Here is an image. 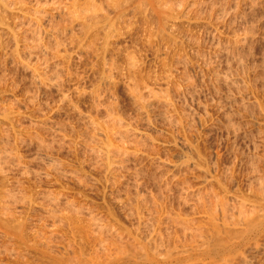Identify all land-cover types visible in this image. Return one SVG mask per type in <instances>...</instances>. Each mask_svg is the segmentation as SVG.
Instances as JSON below:
<instances>
[{"label":"rangeland","instance_id":"rangeland-1","mask_svg":"<svg viewBox=\"0 0 264 264\" xmlns=\"http://www.w3.org/2000/svg\"><path fill=\"white\" fill-rule=\"evenodd\" d=\"M0 112V264L225 238L264 211V0H0Z\"/></svg>","mask_w":264,"mask_h":264},{"label":"bare ground","instance_id":"bare-ground-1","mask_svg":"<svg viewBox=\"0 0 264 264\" xmlns=\"http://www.w3.org/2000/svg\"><path fill=\"white\" fill-rule=\"evenodd\" d=\"M133 90V89H132ZM137 91V90H136ZM136 93V92H135ZM138 93V92H137ZM154 95V94H153ZM3 106V105H2ZM0 114H1V112H0ZM113 114V113H112ZM111 115V114H110ZM118 116V115H117ZM108 119V118H107ZM111 120H114V119H111ZM119 120V119H118ZM120 120H121V118H120ZM115 122H116V120H115ZM109 125V124H108ZM124 126V125H123ZM108 127V126H107ZM120 130V129H119ZM122 130V129H121ZM117 131V130H116ZM126 132H127V130H126ZM118 133V132H117ZM122 136V135H121ZM120 136V137H121ZM97 137V136H96ZM95 137V138H96ZM98 138V137H97ZM110 138V137H109ZM123 138V137H122ZM99 140V139H98ZM101 140V139H100ZM107 140V139H106ZM5 141V140H4ZM109 141V140H108ZM113 143H111V144H107V145H105L106 147H107V150L109 149V147H112L113 145H112ZM100 145H103V144H100ZM114 145H116V144H114ZM94 146V145H93ZM104 146V147H105ZM117 146V145H116ZM176 146V145H175ZM106 147L104 148V150H106ZM125 147V146H124ZM4 148H5V146H4ZM97 148V147H96ZM115 148V147H114ZM113 148V150H115ZM118 148V147H117ZM111 149V148H110ZM1 150V149H0ZM3 150V149H2ZM1 150V151H2ZM118 150V149H117ZM108 151H110V150H108ZM3 152V151H2ZM106 152V155L108 154L107 153V151H105ZM128 153V152H127ZM141 153V152H140ZM113 154V153H112ZM122 154V153H121ZM183 154V153H182ZM94 155V154H93ZM104 155V154H103ZM124 155H126V153L124 154ZM121 156V155H120ZM125 157V156H124ZM103 158V157H102ZM101 158V159H102ZM186 160V159H185ZM108 161H109V159H108ZM111 161V160H110ZM106 164H107V162H105ZM110 163V162H109ZM114 165V164H113ZM125 165V164H124ZM119 166V165H118ZM179 166V165H178ZM135 168V167H134ZM172 168H174V167H172ZM177 168V167H176ZM109 169V168H108ZM111 172V171H110ZM114 172V171H113ZM133 174V173H132ZM261 177V176H260ZM114 180V179H113ZM264 180V179H263ZM260 181H262V180H260ZM264 182V181H263ZM263 182H260L257 186H259L258 188H257V190H256V193L255 194H257V197L259 198V200H261V201H259L260 203H264V183ZM253 188V187H252ZM4 193H5V191H4ZM252 193H253V191H252ZM8 196V195H7ZM220 196V195H219ZM7 199V198H6ZM225 199V198H224ZM8 200V199H7ZM226 201V200H225ZM236 201H237V199H236ZM240 202V201H239ZM244 202V201H243ZM227 203V202H226ZM3 204V203H2ZM142 204V203H141ZM214 204V203H213ZM239 204V203H238ZM242 204V203H241ZM209 205V204H208ZM226 206V204L224 203L222 206ZM5 206V205H4ZM135 206V205H134ZM210 206H211V204H210ZM220 206V205H219ZM243 206V205H242ZM254 206V205H253ZM252 206V207H253ZM207 207V206H206ZM256 207V206H255ZM255 207H253V209L255 208ZM6 208V207H5ZM233 208V207H232ZM251 208V207H250ZM263 208H264V206H263ZM222 209H224V207L222 208ZM242 209V208H241ZM252 209V210H253ZM258 209V208H257ZM262 209V208H261ZM260 210V209H259ZM241 211V210H240ZM239 211V214L240 213H242V214H244V215H242L241 214V216H242V219H244V222L242 223L241 222V218L238 216V218H240V222L242 223V225H243V227H241L240 229H238L237 230V228L234 230H228V229H230V228H228V229H224V230H227V231H225L226 233H225V238L223 237L222 238V236H224V235H220L221 234V231L219 230V228L221 227H217V226H219L218 225V223L216 224L215 223V219L213 218V220H214V222H213V220H212V218H211V220H212V223H211V227L212 228H214L213 229V235L212 234H209L210 236L209 237H207V240L206 241H203L204 242V244L201 246L200 245V243H199V245L200 246H196L195 244L193 245L191 242V244L189 243V242H185V243H179V244H176V243H174V245H173V247L171 248V246H170V244H169V246H170V248H168V247H166V249H162V251L160 250V247H158V246H156V243H157V241H155L156 243H155V247H154V249H153V247L150 245L149 246V244L148 243H139L138 245H139V248H141L140 250H141V252H140V254H135V255H133V254H130V253H127V251H129V250H126V251H124V249L123 248H125V246L122 248L121 246L119 247L118 245V247L114 244V246L117 248L115 251H116V253L115 254H109L108 253V255H107V257L105 258H103L102 259V257L100 258L99 256L97 257L96 255H94V256H96L91 262H88V263H85V264H193V262H195V261H205V260H210V262L211 263H214V264H229L230 263V261L232 260L233 261V258H236L235 256L238 254V253H240L241 251H243L244 250V248H246L247 249V247H244L246 244H248V242H251L254 238L256 239V237L258 236V235H260L262 232H264V211H262V213H256V212H254V213H256L254 216L253 215H251V211H250V215L249 214H247L249 217H247L246 215H245V213H244V211H242V212H240ZM256 211H258V210H256ZM211 212V211H210ZM223 212V211H222ZM225 212V211H224ZM249 212V211H248ZM247 212V210H246V213H248ZM212 213V212H211ZM253 213V214H254ZM0 216H1V214H0ZM54 216V215H53ZM56 216V215H55ZM76 216V215H75ZM168 216V215H167ZM245 216V217H244ZM80 217V216H79ZM90 217V216H89ZM207 217V216H206ZM237 217V216H236ZM71 218H73V217H71ZM78 218V217H77ZM76 218V219H77ZM171 218V217H170ZM182 218V217H181ZM80 219V218H79ZM91 219V218H90ZM89 219V221H91ZM167 219V218H166ZM172 219V218H171ZM175 219V218H174ZM74 220V219H73ZM176 220H179L178 218L176 219ZM175 220V221H176ZM186 220V219H185ZM69 221V220H68ZM96 221V220H95ZM167 221V220H166ZM165 221V222H166ZM172 221V220H171ZM180 221H182V222H179V224H180V226H182V227H184V228H186L187 227V221L186 222H183L184 220L183 219H181ZM190 221V220H189ZM238 221H239V219H238ZM243 221V220H242ZM88 222V221H87ZM86 222V223H87ZM99 222V221H98ZM177 222V221H176ZM10 223V222H9ZM62 223V222H61ZM60 223V224H61ZM90 223V222H89ZM225 223V222H224ZM231 223V222H230ZM3 224V223H2ZM14 224V223H13ZM92 224H94V223H92ZM91 224V226L93 227L94 225H92ZM98 225H101V224H98ZM221 225V224H220ZM21 224H20V222L16 225L15 224V226H5L6 227V229H7V231H9L10 233H12V234H15V235H17V236H21V234H22V228H21ZM103 226V225H102ZM224 226V225H223ZM88 227V226H87ZM96 227H98V229L100 228L99 226H96ZM106 227V226H105ZM188 227H189V225H188ZM194 227V226H193ZM86 228V227H85ZM226 228V227H225ZM91 229V228H90ZM90 229H89V231H90ZM101 229V228H100ZM189 229L190 228H188V231H189ZM88 230V229H87ZM185 230H187V229H185ZM210 230V229H209ZM222 230V229H221ZM98 231V230H97ZM101 231V230H100ZM202 231V230H201ZM94 232V231H93ZM96 232V231H95ZM107 232V231H106ZM160 232V231H159ZM190 232H192L191 231V229H190ZM194 232H195V230H194ZM197 232V231H196ZM100 233V232H99ZM197 233H199V232H197ZM222 233H223V231H222ZM91 234V233H90ZM103 234V233H102ZM162 234V233H161ZM189 234H191V233H189ZM224 234V233H223ZM93 235V234H92ZM94 235H95V233H94ZM106 235V234H105ZM119 235V234H118ZM187 235V234H186ZM204 235V234H203ZM110 236V235H109ZM111 236H112V234H111ZM110 236V237H111ZM116 236V235H115ZM191 236V235H190ZM193 236V235H192ZM221 236V237H220ZM264 235H262L261 237H263ZM88 237V236H87ZM94 237V236H93ZM131 237V236H130ZM195 237V236H194ZM260 237V238H261ZM147 238V237H146ZM204 238H206V237H204ZM264 238V237H263ZM95 240L94 241H96V243L99 245V244H101L102 243V241H103V239H102V237H101V235L100 236H96L95 238H94ZM196 239V238H195ZM200 239H201V236H200ZM87 240H88V238H87ZM151 240H152V238H151ZM154 240H156V238H154ZM175 240V239H174ZM203 240V239H202ZM201 240V241H202ZM113 241V240H112ZM111 241V242H112ZM122 241V240H121ZM175 241H178V240H175ZM186 241V240H185ZM196 241V240H195ZM104 242V241H103ZM110 242V243H111ZM150 242V241H149ZM173 242V241H172ZM254 242V241H253ZM42 243V242H41ZM106 242H104V244H105ZM120 243V242H119ZM118 243V244H119ZM165 243H166V241H165ZM193 243H195V242H193ZM198 243V242H197ZM196 243V244H197ZM260 243V242H259ZM71 244V243H70ZM103 244V243H102ZM107 244V243H106ZM113 244V243H112ZM122 244V243H121ZM130 244V243H129ZM134 244V243H133ZM132 244V245H133ZM151 244V243H150ZM154 244V243H153ZM254 244V243H253ZM256 244V243H255ZM79 245V244H78ZM250 245V243L248 244V246ZM252 245V244H251ZM53 246V245H52ZM69 247H67V248H69L70 249V246L71 245H68ZM133 246H135V244L133 245ZM255 247H256V245H254ZM83 247V246H82ZM94 247V246H93ZM110 247H112V246H110ZM136 247H138V246H136ZM150 247H152V248H150ZM162 247V246H161ZM164 247V246H163ZM48 248H49V246H48ZM65 248V247H64ZM67 248H65V249H67ZM95 248V247H94ZM98 248V247H97ZM104 248V247H103ZM102 248V249H103ZM132 248V247H131ZM165 248V247H164ZM251 248V247H250ZM46 249H47V247H46ZM82 249V248H81ZM100 249V248H99ZM128 249H129V247H128ZM243 249V250H242ZM68 250V249H67ZM73 250H74V248H73ZM97 250V249H96ZM105 250H106V248H105ZM108 250V249H107ZM51 251V250H50ZM54 251V250H53ZM64 251V250H63ZM99 251V250H98ZM97 251V252H98ZM138 251V250H137ZM61 252H62V250H61ZM60 252V253H61ZM66 252V251H65ZM64 252V253H65ZM74 252V251H73ZM105 252V251H104ZM245 252V251H244ZM63 253V254H64ZM66 253H68V252H66ZM65 253V254H66ZM78 253V252H77ZM103 253V252H102ZM113 253V252H112ZM134 253H135V251H134ZM69 254V253H68ZM94 254V253H93ZM100 254V253H99ZM244 255H245V253H243ZM59 255V254H58ZM61 255V254H60ZM67 255V254H66ZM66 255H64V256H66ZM71 255V254H70ZM75 255H76V253H75ZM75 255H74V257H75ZM83 255V254H82ZM104 255V254H103ZM102 255V256H103ZM240 255H241V253H240ZM243 255V256H244ZM78 256V255H77ZM238 256V255H237ZM243 256H241V257H243ZM240 257V258H241ZM249 257V256H248ZM67 258H68V255H67ZM71 258H73V257H71ZM71 258H69V259H71ZM244 258V257H243ZM52 259V258H51ZM65 259V258H64ZM77 259H79V257L77 258L76 257V260ZM80 259H81V257H80ZM83 259L84 258H82L81 259V262L80 263H84V261H83ZM249 259V258H248ZM54 260V259H53ZM56 260V259H55ZM74 260V259H73ZM244 260V259H243ZM57 262L55 263V264H71L73 261L71 260V262L70 261H68L67 260V262H64V260H63V258H62V256L58 259V260H56ZM80 261V260H79ZM83 261V262H82ZM53 262V261H52ZM77 262V261H76ZM54 263V262H53ZM51 264V263H50ZM195 264H196V262H195ZM204 264V263H203Z\"/></svg>","mask_w":264,"mask_h":264}]
</instances>
